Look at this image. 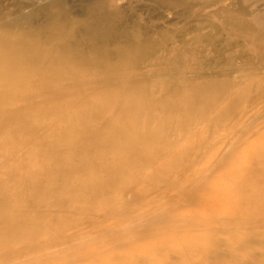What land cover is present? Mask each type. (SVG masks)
<instances>
[{
  "label": "bare ground",
  "instance_id": "6f19581e",
  "mask_svg": "<svg viewBox=\"0 0 264 264\" xmlns=\"http://www.w3.org/2000/svg\"><path fill=\"white\" fill-rule=\"evenodd\" d=\"M49 29L0 28V264H264L261 78L155 82L136 47L85 61Z\"/></svg>",
  "mask_w": 264,
  "mask_h": 264
},
{
  "label": "rangeland",
  "instance_id": "374dc122",
  "mask_svg": "<svg viewBox=\"0 0 264 264\" xmlns=\"http://www.w3.org/2000/svg\"><path fill=\"white\" fill-rule=\"evenodd\" d=\"M227 14L264 25V0H0V28L12 33L45 39L58 23L69 30L72 56L85 61L99 54L98 45L110 53L134 46L135 71L155 82L174 81L183 70L185 78L248 74L247 81L261 78L263 85L242 104L264 106V48L229 25ZM259 116L263 121L264 108Z\"/></svg>",
  "mask_w": 264,
  "mask_h": 264
}]
</instances>
